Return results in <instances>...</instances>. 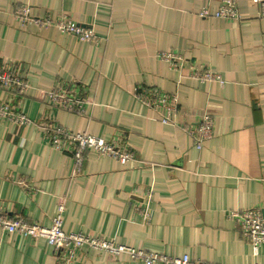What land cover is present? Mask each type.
Returning a JSON list of instances; mask_svg holds the SVG:
<instances>
[{"label":"crops","instance_id":"crops-1","mask_svg":"<svg viewBox=\"0 0 264 264\" xmlns=\"http://www.w3.org/2000/svg\"><path fill=\"white\" fill-rule=\"evenodd\" d=\"M236 1L237 22L200 17L221 0H0V65L28 85L21 96L0 90V102L32 121L19 128L0 118V211L49 227L64 205L66 233L212 264H264V245L255 257L231 217L264 214V18L253 0ZM21 7L92 29L95 41L21 22ZM163 53L184 62L174 67ZM206 70L221 80H198ZM65 87L83 114L49 107L47 94ZM157 94L175 98L176 110L153 105ZM203 115L214 134L198 149L187 129ZM44 123L125 141L135 159L121 165L89 151L78 168L45 139ZM59 262L46 240L0 230V264ZM72 264L145 263L85 248Z\"/></svg>","mask_w":264,"mask_h":264},{"label":"built area","instance_id":"built-area-1","mask_svg":"<svg viewBox=\"0 0 264 264\" xmlns=\"http://www.w3.org/2000/svg\"><path fill=\"white\" fill-rule=\"evenodd\" d=\"M253 3L260 7L261 17L264 18V0H253ZM21 22H31L41 27H55L60 31L77 37L83 42L95 41V34L92 29L82 27L67 18L54 20L51 18L35 19L31 17L29 7H21L15 15ZM200 17L204 19L217 18L232 22L241 20L236 0H221L220 9L211 13L209 9L200 12ZM162 59L178 67L183 63V59L172 53H163ZM196 78L200 81H220L221 77L210 70L196 72ZM28 85L26 81L15 74L13 70L6 65H0V90L13 95H24ZM50 100L49 107L63 109L70 112L83 114L85 112L84 102L76 99L71 94L68 87L54 89L47 94ZM12 97V96H11ZM13 98V97H12ZM152 100L153 105L166 111H175L178 101L172 97L157 94ZM0 118L12 123L19 128H27L32 124L30 118L24 115L16 103L0 102ZM165 123L175 124L170 118L164 119ZM41 129L46 140H49L51 146L57 150L71 154L77 167L83 164V160L89 151H93L100 156L110 157L118 161L121 165H127L135 159V153L126 142L105 140L87 134H79L68 129L55 128L49 123L41 124ZM189 136L195 142L198 149H202L204 144L213 138L214 121L208 115H203L197 123L196 128L187 129ZM153 197V189L149 188L142 208L139 210L148 220V206ZM64 205H60L57 215L52 219L49 227H44L34 222L28 221L19 215H8L0 211V230L6 233H18L35 240L44 239L54 249L59 258V264H72L75 260V254L85 248L96 251H102L116 257L121 254H129L133 259L142 260L145 264H212L205 261L193 260L188 255L182 257H173L160 255L157 253L136 251L125 246H119L113 242L105 241L86 234L66 233L63 229ZM231 217L238 223L242 235L246 238L253 249L255 257H259L261 248L264 245V214L259 209H248L231 213ZM259 264V263H255Z\"/></svg>","mask_w":264,"mask_h":264}]
</instances>
